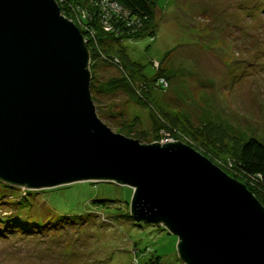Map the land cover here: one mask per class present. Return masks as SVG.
<instances>
[{
    "label": "rangeland",
    "instance_id": "rangeland-1",
    "mask_svg": "<svg viewBox=\"0 0 264 264\" xmlns=\"http://www.w3.org/2000/svg\"><path fill=\"white\" fill-rule=\"evenodd\" d=\"M97 1L80 0L83 7L70 9L71 0H56L81 28ZM149 22L158 28L154 39L109 41L93 54L100 120L142 145L179 142L212 163L216 156L222 170L249 138L264 143V0H159ZM36 191L0 181V218L27 213L60 225L63 216L82 225L43 237L0 234V264H134L154 255L162 264H184L177 236L127 220L129 186L81 181Z\"/></svg>",
    "mask_w": 264,
    "mask_h": 264
},
{
    "label": "water",
    "instance_id": "water-1",
    "mask_svg": "<svg viewBox=\"0 0 264 264\" xmlns=\"http://www.w3.org/2000/svg\"><path fill=\"white\" fill-rule=\"evenodd\" d=\"M90 54L56 0H0V180L29 190L109 181L164 224L184 264H264V208L179 142L142 145L97 115Z\"/></svg>",
    "mask_w": 264,
    "mask_h": 264
},
{
    "label": "trees",
    "instance_id": "trees-1",
    "mask_svg": "<svg viewBox=\"0 0 264 264\" xmlns=\"http://www.w3.org/2000/svg\"><path fill=\"white\" fill-rule=\"evenodd\" d=\"M69 2L70 6L66 3L62 5H67L70 9L71 6L75 4L77 6L83 7L80 0H71ZM159 0H98L97 5L94 4V8L90 10V21L84 24V27L81 28L79 26L80 21H75L74 18H70L69 15H65L72 19L74 23L80 28L84 40L87 45V50L90 54V65L89 68L91 69L93 63V54L95 52H102L103 45L109 43V41H113L115 43H121L122 41L125 42H133L145 38H152L156 37V33L158 32V28L155 24H150L149 21L154 18L155 11L157 9V3ZM69 9V10H70ZM91 9V8H89ZM115 9H119V12L115 11ZM62 11H65L62 8ZM126 12V13H125ZM119 13H124L125 16L120 15ZM147 24V25H146ZM149 24V25H148ZM137 30V31H133ZM108 32H107V31ZM106 32L109 33L106 35ZM99 45V46H98ZM101 45V46H100ZM96 58V57H95ZM140 70V69H139ZM93 79L95 81L94 76H92L91 82V93L93 101L95 102V92H97L94 88ZM161 85H164V81H162ZM126 86L128 90L134 89L133 83L127 82ZM133 91V90H132ZM216 156H213L211 160L213 164L218 165L220 164L216 160ZM220 161V160H218ZM221 162V161H220ZM218 163V164H217ZM222 163V162H221ZM223 170L230 178H233L238 183L243 184L254 196V198L263 206L264 208V143L255 137L249 138L247 141L242 143L240 152L236 154V159L234 162H229L226 165H223ZM2 181V180H0ZM3 182V181H2ZM6 183V182H4ZM100 183H113L109 181H102V182H92V184L97 185ZM8 184V183H7ZM119 186H123L117 183H114ZM10 186H15L9 184ZM19 188H23L20 186H16ZM65 187H70V185H63L56 187V188H49L45 189L42 192L48 191H55L56 189H62ZM32 192H37L36 190H31ZM41 191V190H38ZM40 193V194H43ZM19 203V202H18ZM16 202V204L18 205ZM15 205V204H14ZM20 205V204H19ZM26 211V208L23 206L21 208V212ZM131 211V210H130ZM26 213V212H25ZM34 211H32V214ZM25 216L20 218H15L14 221H7L6 218H0V227L5 225V230L0 231L4 237L6 235H22V236H47L51 233H56L58 228L62 227L63 229H67L70 225L72 226H79V222L83 221L80 218L74 217H63L61 221L64 223L60 224L55 221L48 220L46 223L43 221L39 222L36 219H31L27 213L24 214ZM27 218L29 220H27ZM128 221L133 222L136 227L143 225H158L161 229L168 231L171 233L168 228L164 224H150L147 222H140L135 219L133 216L132 211L130 215L127 217ZM82 225V224H81ZM4 233V234H3ZM53 237V236H52ZM177 250L179 255V240L177 244ZM134 264H162L161 258L158 255H154L148 261L140 263L137 259L134 261Z\"/></svg>",
    "mask_w": 264,
    "mask_h": 264
}]
</instances>
